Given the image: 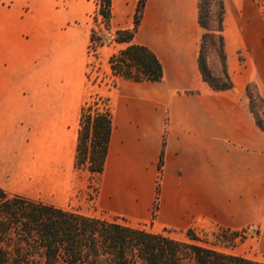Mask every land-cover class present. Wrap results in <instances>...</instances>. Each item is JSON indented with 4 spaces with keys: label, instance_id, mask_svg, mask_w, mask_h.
<instances>
[{
    "label": "crops",
    "instance_id": "0c3cea01",
    "mask_svg": "<svg viewBox=\"0 0 264 264\" xmlns=\"http://www.w3.org/2000/svg\"><path fill=\"white\" fill-rule=\"evenodd\" d=\"M138 2L113 0L112 40L99 50L111 75V56L127 47L114 33L134 27ZM223 3L234 84L228 91H214L199 70V0L146 1L133 43L156 55L163 79L135 83L112 75V88L87 82L97 0H0V187L8 191V179H26L28 189L22 183L10 193L33 199L67 189L82 107L98 94L113 120L96 178V206L107 218L181 235L260 222L264 132L246 86L254 84L264 99V0Z\"/></svg>",
    "mask_w": 264,
    "mask_h": 264
},
{
    "label": "trees",
    "instance_id": "16d2710c",
    "mask_svg": "<svg viewBox=\"0 0 264 264\" xmlns=\"http://www.w3.org/2000/svg\"><path fill=\"white\" fill-rule=\"evenodd\" d=\"M146 1L138 2L134 27L116 32L115 41L127 47L114 53L109 61L114 77L135 83L159 82L164 76L156 55L148 47L133 43ZM97 5L95 22L101 17L109 30L113 0H97ZM198 8L199 23L205 30L199 70L214 91L231 90L234 84L225 52L223 0H218L215 29H209L206 22L204 0H199ZM209 38H213L211 47L220 59L221 76L215 75L206 61ZM96 39L101 40L93 28L91 40ZM246 95L256 124L264 132V120L257 111L258 103L264 109V99L254 84L246 86ZM80 126L75 168L87 169L97 177L104 171L113 131L108 103L99 109L87 101L82 107ZM217 228L214 243L201 238L195 228L186 232V240H177L168 230L156 233L130 226L117 217L87 216L0 187V264H264L219 250L221 246L234 248L236 239L243 237L228 228Z\"/></svg>",
    "mask_w": 264,
    "mask_h": 264
},
{
    "label": "rangeland",
    "instance_id": "374dc122",
    "mask_svg": "<svg viewBox=\"0 0 264 264\" xmlns=\"http://www.w3.org/2000/svg\"><path fill=\"white\" fill-rule=\"evenodd\" d=\"M204 7H206V22L208 23L209 29H215L216 27V15L218 11V0H204ZM96 16V15H95ZM94 16V17H95ZM93 17V28L96 30L97 37H100L101 40L92 42L90 41L87 48V55L89 58L88 70H87V82L90 87L97 86H108L110 88L115 86L113 76L109 71L102 65L100 59V47L102 45L108 44L111 40H106L103 42V39L112 37L110 29H105L102 18L99 17L97 22ZM262 18H264V10H262ZM92 28V30H93ZM116 33H114L115 36ZM213 38H209L207 41L205 49L206 61L211 68L213 73H216L218 69H221V63L217 50L211 47V41ZM90 103L94 105V108L103 109L104 105L107 102L105 96H100L98 94L92 95L89 99ZM98 104L97 106L95 104ZM257 111L264 120V109L258 103ZM94 175H92L87 169H74L70 174V180L68 188L59 187L56 188V191H49L46 195L40 196V200H44L47 203L78 210L84 215L87 216H97V217H106L104 213L98 210L96 206V196L98 191L97 181ZM28 182L26 179H8L6 181V189L9 192L17 191L18 184H25L28 189ZM125 220L124 218H119ZM126 221V220H125ZM148 231L158 232V228H153V224L146 225ZM216 226H211L207 228L197 229V233L201 238L208 239L209 243H214L216 237L213 235L217 231ZM231 230V229H230ZM232 232L239 233V236L236 239L234 248H225L224 246L217 247L219 250H222L227 253L236 254L239 256L251 258L264 262V218L253 225L245 227L241 230H231ZM171 237L177 240H186L185 235L172 233Z\"/></svg>",
    "mask_w": 264,
    "mask_h": 264
},
{
    "label": "water",
    "instance_id": "95a60500",
    "mask_svg": "<svg viewBox=\"0 0 264 264\" xmlns=\"http://www.w3.org/2000/svg\"><path fill=\"white\" fill-rule=\"evenodd\" d=\"M106 40H112V37H108L107 39H103V42Z\"/></svg>",
    "mask_w": 264,
    "mask_h": 264
}]
</instances>
